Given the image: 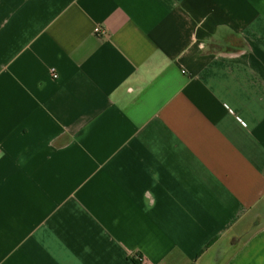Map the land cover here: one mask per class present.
<instances>
[{
  "label": "crops",
  "instance_id": "crops-1",
  "mask_svg": "<svg viewBox=\"0 0 264 264\" xmlns=\"http://www.w3.org/2000/svg\"><path fill=\"white\" fill-rule=\"evenodd\" d=\"M0 264H264V0H0Z\"/></svg>",
  "mask_w": 264,
  "mask_h": 264
},
{
  "label": "built area",
  "instance_id": "built-area-1",
  "mask_svg": "<svg viewBox=\"0 0 264 264\" xmlns=\"http://www.w3.org/2000/svg\"><path fill=\"white\" fill-rule=\"evenodd\" d=\"M96 33H97V34H104L105 32H104L102 29L97 28V29H96ZM53 75H54L55 78H57V75L55 74L54 71H53ZM241 122H242V121H241ZM242 124H243L244 126H246V124H245L244 122H242ZM140 259H142V258H140ZM142 261H143V260H142Z\"/></svg>",
  "mask_w": 264,
  "mask_h": 264
}]
</instances>
